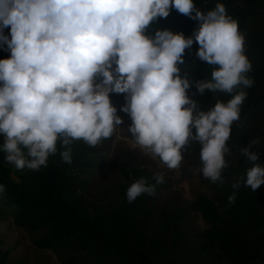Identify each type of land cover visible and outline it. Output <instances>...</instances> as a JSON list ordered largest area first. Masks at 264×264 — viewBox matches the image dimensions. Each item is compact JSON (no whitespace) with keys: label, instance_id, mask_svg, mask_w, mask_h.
<instances>
[{"label":"clouds","instance_id":"clouds-1","mask_svg":"<svg viewBox=\"0 0 264 264\" xmlns=\"http://www.w3.org/2000/svg\"><path fill=\"white\" fill-rule=\"evenodd\" d=\"M172 8L199 22L193 34H148ZM194 43L196 57L212 69L210 79L196 82L197 95L231 96L208 110L188 95L192 82L180 75ZM4 46L11 55L0 59V151L15 169L39 171L58 151L71 164L75 142L92 147L112 137L123 122L110 99L114 92L125 94L122 111L132 121L127 132L141 150L177 169L182 149L198 143L202 167L195 171L213 183L223 181L232 126L240 120L244 89L254 84L247 75L252 63L245 37L223 3L205 12L194 0H0ZM241 155L253 165L244 184L256 192L264 184V167L255 163L258 154L250 146ZM153 179L164 182L161 173ZM155 192L141 177L127 188L126 199L132 203ZM6 196L0 184V200ZM227 199L231 206L236 193Z\"/></svg>","mask_w":264,"mask_h":264},{"label":"trees","instance_id":"trees-1","mask_svg":"<svg viewBox=\"0 0 264 264\" xmlns=\"http://www.w3.org/2000/svg\"><path fill=\"white\" fill-rule=\"evenodd\" d=\"M194 3L205 12L223 3L238 21L245 37V54L252 63L247 75L254 80L251 88L244 89L247 96L240 120L233 123L227 142L230 152L225 156L228 167L222 171L223 181L207 179L209 192H197L186 205L169 202L159 206L168 184H156L153 170L125 157L115 187L92 198L88 190L109 153L98 152V145L77 141L72 145L71 164L63 162L58 151L39 171L15 169L0 151V184L6 187V205L15 206V223L36 232L34 244L53 250L64 264H264V184L256 192L245 186L246 170L253 165L241 155V148L250 146L258 154L255 163L264 167V0ZM198 24L172 8L167 18H157L147 31L154 35L157 29H169L187 37ZM4 34L9 35L10 28H5ZM198 50L197 43L186 49L180 75H187L192 82L188 95L208 110L231 96L220 92L197 95L196 82L210 79L212 71L196 57ZM10 55L6 46L0 47V59ZM257 138L258 142L252 143ZM3 143L0 134V145ZM191 144L200 158L201 146ZM141 177L155 185V195L145 193L129 203L127 188ZM236 183L239 189L233 188ZM233 192L236 201L229 206L227 198ZM191 211L200 213L208 225L187 234L183 220ZM5 214L6 209L0 206V221ZM2 244L0 237V264H9L10 249Z\"/></svg>","mask_w":264,"mask_h":264},{"label":"rangeland","instance_id":"rangeland-1","mask_svg":"<svg viewBox=\"0 0 264 264\" xmlns=\"http://www.w3.org/2000/svg\"><path fill=\"white\" fill-rule=\"evenodd\" d=\"M109 95L117 108V115L122 117L123 122L116 127L112 137L97 146L98 152L109 153L104 157V165L93 177L94 180L88 190L89 196L96 198L102 195L101 193H109L111 188L115 187L116 181L121 178L120 169L124 165L122 163L125 157L134 165L142 164L155 173L163 174V183H167L168 187L160 197L159 206L169 202H176L179 206L186 205L195 198L197 192H209L207 179L202 173L195 171L202 167V164L200 158L194 155L192 144L182 149L183 159L180 166L177 169H168L160 162L159 157L153 158L141 150L127 132L132 121L130 116L122 111L126 103L125 94L113 92ZM1 138L4 139L2 134ZM0 206L6 209V214L0 221V237L3 241L2 247L10 249L9 264H64L53 250L40 249L34 244L36 232H30L15 223L13 215L15 206L6 205L4 199L0 200ZM207 225L201 214L196 211H191L183 220V228L187 234L203 230Z\"/></svg>","mask_w":264,"mask_h":264}]
</instances>
